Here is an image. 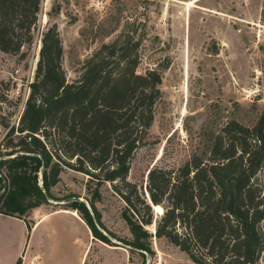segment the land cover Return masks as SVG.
<instances>
[{"label":"trees","instance_id":"obj_1","mask_svg":"<svg viewBox=\"0 0 264 264\" xmlns=\"http://www.w3.org/2000/svg\"><path fill=\"white\" fill-rule=\"evenodd\" d=\"M42 5L43 0H0V51L18 55L33 43ZM141 44L130 34L119 43L103 44L80 78L69 81L57 25L43 33L19 125L0 141V213L24 219L48 203L46 193L62 200L52 189L69 169L88 177L92 196L88 208L70 194L63 198L68 201L64 208L78 212L95 238L117 245L102 233L97 206L100 188L109 183L125 202L123 217L134 237L126 243L130 249L152 252L147 243L155 236L179 247L194 264H259L264 253V187L258 178L264 166V111L251 127L230 120L208 151L194 153L182 165H153L142 189L129 180V172L155 120L162 76L153 69L138 72ZM1 122L9 126L5 118ZM146 188L152 203L162 206L161 215ZM153 224L156 234L149 230ZM14 264H22V258Z\"/></svg>","mask_w":264,"mask_h":264},{"label":"rangeland","instance_id":"obj_2","mask_svg":"<svg viewBox=\"0 0 264 264\" xmlns=\"http://www.w3.org/2000/svg\"><path fill=\"white\" fill-rule=\"evenodd\" d=\"M191 1H196L193 4L199 8L184 4ZM54 24L62 41V65L69 81L80 78L87 60L103 44L119 43L126 34L142 42L138 72L153 69L161 74L155 120L129 172V180L142 189L153 165H182L194 153L208 151L214 136L230 120L251 127L264 111V0H43L33 43L26 44L18 55L0 51V96L12 88L5 82L15 68L26 72L35 67L36 72L43 33ZM6 130L2 128L1 136ZM87 178L65 169L61 181L52 189L54 196L62 200L48 199L43 208L62 210L68 202L63 198L70 194H76L74 200L90 208L92 190L86 189ZM258 178L264 187V166ZM100 192L97 206L105 226L101 231L117 245L95 238L86 223L80 231L71 219L58 216L52 225L63 229L60 240L54 230L49 236L43 235L41 244L30 249L24 245L22 262L194 264L185 252L164 238L149 239L150 256L130 249L126 243L134 237L123 217L125 202L109 183ZM33 211L24 218L28 224L31 222V230L40 218ZM63 212L80 218L72 209ZM31 230L24 244L31 238ZM149 230H154V224ZM21 232L20 223L0 218V264L16 260L13 257L23 239ZM57 241L63 256L54 254ZM85 252L88 253L82 262ZM259 264H264V253Z\"/></svg>","mask_w":264,"mask_h":264},{"label":"crops","instance_id":"obj_3","mask_svg":"<svg viewBox=\"0 0 264 264\" xmlns=\"http://www.w3.org/2000/svg\"><path fill=\"white\" fill-rule=\"evenodd\" d=\"M43 205L35 208L34 211H33V214L34 215L37 214L40 218L33 225L32 230H31V228L28 227L27 221H25L24 219L12 217V216H8V215L0 213V218H2V219H10L12 221H16V222L20 223V225L22 227V232L21 233H22L23 239L20 242V246L16 250V253H15L14 257H13V261L16 258L14 263L20 257L23 259V252H24V249L27 247V245H28V249H30L31 247H35V245L41 244V240L40 239L43 238L44 234H46V235L51 234L55 230L57 233H59L58 235H59V240H60V233H61V231L63 229L60 228L58 225H52V222H53V220L56 217L63 216V217H66L68 219H71L72 225L75 226L80 231L82 230L84 223H86L81 217L78 218V217L72 215L71 213L70 214L64 213L63 209H65V208H62V210L56 209V210H53V211H47V210H45L43 208ZM29 224L31 225V222H29ZM88 228H89V226H88ZM30 230H31V235L32 236H31L30 239L27 240V243L24 244L25 237L27 236V238H28V235L30 234ZM89 230L91 231L90 228H89ZM24 245H26L25 248H23ZM58 245H60L59 241H57L56 244L53 246L54 254L56 253L58 256H63V250L58 248ZM31 251H32V249H31ZM87 253L85 252L84 255L81 257V261L82 262L84 261ZM22 264H24V263L22 262Z\"/></svg>","mask_w":264,"mask_h":264},{"label":"built area","instance_id":"obj_4","mask_svg":"<svg viewBox=\"0 0 264 264\" xmlns=\"http://www.w3.org/2000/svg\"><path fill=\"white\" fill-rule=\"evenodd\" d=\"M40 52V49H39ZM9 77L5 82L12 84V88L6 89L0 97V111L2 119L5 118L9 126L5 133L1 136L2 128L5 126L0 120V141L10 130L12 126H18L22 113L24 111L26 102L30 96L31 84L34 81L35 67H30L26 72L20 67L15 68L10 72ZM6 77V76H5ZM3 87L0 82V89Z\"/></svg>","mask_w":264,"mask_h":264},{"label":"water","instance_id":"obj_5","mask_svg":"<svg viewBox=\"0 0 264 264\" xmlns=\"http://www.w3.org/2000/svg\"><path fill=\"white\" fill-rule=\"evenodd\" d=\"M40 49H41V48H40ZM4 182H5V181H4ZM40 184L42 185V182H40ZM2 193H3V191L0 193V199H1ZM146 194H147V196H148V198H149V200H150V202H151L153 208H155V206H157V205H154V204L152 203L151 198H150V195H149V193H148V191H147V188H146ZM46 195H47V198H48L49 200H53V199L50 197V195H49L48 193H46ZM159 215H161V214H159ZM152 233L156 234V224H154V230H152ZM129 248H130V247H129ZM140 252H143V253H145L147 256H150V253L147 252V251L140 250Z\"/></svg>","mask_w":264,"mask_h":264},{"label":"bare ground","instance_id":"obj_6","mask_svg":"<svg viewBox=\"0 0 264 264\" xmlns=\"http://www.w3.org/2000/svg\"><path fill=\"white\" fill-rule=\"evenodd\" d=\"M198 1V0H197ZM193 2H196V1H191V2H188V3H184V4H186L187 6H189V8H199L196 4H193ZM201 8V7H200ZM202 9V8H201ZM204 9V8H203ZM204 10H207V9H204ZM213 12H215V11H213ZM155 211H157V213L158 214H162L163 213V208H162V206H160V205H157V206H155Z\"/></svg>","mask_w":264,"mask_h":264}]
</instances>
